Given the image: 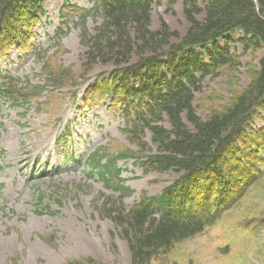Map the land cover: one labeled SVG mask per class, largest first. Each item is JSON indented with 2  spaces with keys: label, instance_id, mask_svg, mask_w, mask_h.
Segmentation results:
<instances>
[{
  "label": "rangeland",
  "instance_id": "1",
  "mask_svg": "<svg viewBox=\"0 0 264 264\" xmlns=\"http://www.w3.org/2000/svg\"><path fill=\"white\" fill-rule=\"evenodd\" d=\"M185 1L170 9L166 0H153L152 29L165 21L185 35ZM43 7L46 13L32 30L30 46L0 53V72L13 79L15 92L12 97L0 94V264H67L88 258L132 264L111 210H129L144 192L160 195L178 175L146 174L136 160H121V178L133 194L121 200L114 178L105 186L89 162L93 154L140 157L141 150L123 133L113 100L94 91L100 76L104 80L115 71L111 63L89 64L83 42L86 31L94 35L102 20L96 14L86 23L79 19L82 10L93 7L87 0H46ZM231 49L241 65L207 78L195 94L194 106L203 119L250 86L264 56V50L244 53L239 42ZM3 88L0 80V93ZM254 123L257 130L264 127L261 120ZM146 141L154 150L149 135ZM258 168L264 173L263 165ZM150 264H264V174L217 224Z\"/></svg>",
  "mask_w": 264,
  "mask_h": 264
},
{
  "label": "trees",
  "instance_id": "2",
  "mask_svg": "<svg viewBox=\"0 0 264 264\" xmlns=\"http://www.w3.org/2000/svg\"><path fill=\"white\" fill-rule=\"evenodd\" d=\"M45 1L0 0V53L11 46H30L32 30L46 13ZM166 1L170 9L178 2ZM87 2L93 7L82 10L79 19L86 23L96 14L102 20L94 35L85 30L89 64L115 66L109 78L100 76L94 91L113 100L123 133L142 156L120 153L101 159L93 154L89 162L106 187L112 178L118 181L114 190L121 200L133 194L121 178V160H136L146 174L178 175L160 195L144 192L129 210H111V219L128 242L132 264H150L217 224L263 177L258 166H264V127L257 130L254 122L264 125V56L250 86L225 109L203 119L194 101L207 78L241 65L233 43H241L244 53L264 50V0H206L203 7L201 0H186L185 35L165 21L160 29H152L153 0ZM237 33L241 36L235 40ZM0 80V94L12 97L13 79L0 72ZM67 264L103 263L88 258Z\"/></svg>",
  "mask_w": 264,
  "mask_h": 264
}]
</instances>
